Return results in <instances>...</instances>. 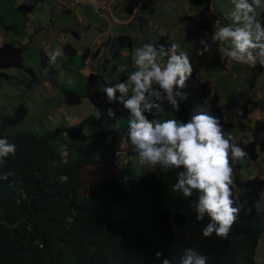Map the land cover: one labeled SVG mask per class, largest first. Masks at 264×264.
Masks as SVG:
<instances>
[{"label": "trees", "instance_id": "16d2710c", "mask_svg": "<svg viewBox=\"0 0 264 264\" xmlns=\"http://www.w3.org/2000/svg\"><path fill=\"white\" fill-rule=\"evenodd\" d=\"M125 9L135 7L152 10L157 0H125ZM197 10L184 14L179 20L187 23L186 34L192 40L201 37L203 31H212L219 16L212 8L213 0H188ZM30 4H21L19 9L27 12ZM259 20L264 23V11ZM128 37V36H127ZM118 44H125L123 37H116ZM125 39H128L125 37ZM119 44V45H120ZM157 46L169 47L166 36H161ZM72 47L65 46V50ZM74 51H71L73 54ZM22 49L10 43L0 45V69L20 67ZM186 91L188 100L181 104V111L174 113L165 104L164 117L187 120L196 108L204 104L211 92L209 81L195 80V67ZM254 75L264 70L259 65ZM0 76H3L1 73ZM123 79V78H121ZM101 77L98 73L86 76L84 93L60 88L66 104H78L82 97L96 106L105 103ZM229 98L225 108L240 107V116H246L250 103L249 91ZM219 95L213 93L211 105L216 117L221 118L225 133L243 132L238 138L251 139L245 150L248 162H255L259 151H264V121L254 125L224 121L221 116ZM234 97V102L231 100ZM264 111V97L259 101ZM224 107V106H223ZM122 106L117 108V112ZM28 114L24 103L2 119L0 138L16 144L15 155H9L0 165V175L15 173L7 181L0 180V264H162L167 258L171 264H179L185 249L193 248L209 257L208 264H264L255 260L258 240L264 233V210L257 206L258 193L264 190V178L260 173L244 178L240 160H231L234 169V206L241 212L227 239L202 236L207 223L195 219L191 199H181L173 192L175 171L158 167L128 164L115 168L113 174L98 178L87 191L82 192L80 170L89 165L93 169L111 165L119 150L120 138L126 135L127 127L105 132L86 134L84 120L73 125L57 127L44 136H36L29 130L5 132L6 126L21 123ZM162 117V118H164ZM59 132L80 141L94 135H108L114 147L103 163L94 158L78 157L71 161L69 148L63 143L66 153L58 152L49 143L48 137ZM76 143V142H73ZM241 147H245L241 144ZM110 161V162H107ZM248 163H246V166ZM11 185V186H10ZM163 256L156 258L155 253Z\"/></svg>", "mask_w": 264, "mask_h": 264}, {"label": "clouds", "instance_id": "9594fccd", "mask_svg": "<svg viewBox=\"0 0 264 264\" xmlns=\"http://www.w3.org/2000/svg\"><path fill=\"white\" fill-rule=\"evenodd\" d=\"M231 4V11L225 15L230 23L222 25L219 21L214 22L211 33L206 31L198 38L197 54L202 57L208 53L211 59L215 49L222 57L239 65L253 68L259 65L264 68V23L257 19V9L264 10V0H231ZM52 9L51 19L56 14L53 6ZM97 13L109 17L106 12ZM40 42L43 43L42 40ZM94 43L101 46L103 40L98 38ZM63 54L62 50H55L49 55V63L55 64ZM131 60L133 70L128 72L127 66L119 67L117 71L124 74L123 79L118 77L111 84L98 73L105 103L111 105L106 109L107 117L116 119L119 106L127 113V132L120 138L119 150L130 148L133 153L131 160L137 165L175 171L173 192L180 194L181 199L193 198L195 193L190 204L195 210V219L204 221L207 218L201 231L202 236L212 238L215 234L218 239H227L241 212L239 206H234L232 198L235 182L231 160H243L248 156L245 148L251 139L225 133L221 118L209 112L193 110L187 120L164 117L165 104L174 113L181 111V104L188 100V93L184 89L194 72L189 53L181 50L178 44L172 43L165 48L164 45L157 47L145 42L133 48ZM23 66L22 60L20 67L8 68L31 72L29 74L33 79L35 76L30 66ZM8 68L0 69V74L6 79L10 77L4 71ZM101 115V111H98L96 118L99 119ZM241 144L245 147H241ZM16 147L6 137L0 138V165L5 163L10 154L15 155ZM119 150L115 152L116 159L121 152ZM65 153L66 150H63L62 154ZM131 160L121 166H127ZM14 175L11 171L4 172L0 180L7 181ZM258 196L264 202V190ZM155 256L159 259L163 252L157 251ZM208 260V256L187 248L179 264H208ZM162 264L171 262L165 258Z\"/></svg>", "mask_w": 264, "mask_h": 264}, {"label": "rangeland", "instance_id": "374dc122", "mask_svg": "<svg viewBox=\"0 0 264 264\" xmlns=\"http://www.w3.org/2000/svg\"><path fill=\"white\" fill-rule=\"evenodd\" d=\"M11 1L14 2L13 0H0V28L2 29L3 26H7L10 29L14 27L16 33L18 31L21 32L28 19H26L25 12L12 9ZM46 1L47 0H44L37 4L48 5L47 2L49 1ZM170 2H173V0H170ZM170 2L167 0H158L155 4L153 16L158 17L160 13L164 14L170 12ZM232 7L231 0L212 1V8L219 16V22L222 25L230 23L229 20L225 19V15L231 11ZM189 9L196 11L197 7L189 5ZM263 11L264 10L257 9V19L260 18ZM190 13H192V11ZM174 15V12H170V15L167 14L166 22L164 23L165 26L162 30L163 32L167 30V27L170 28L173 26L172 20L174 19ZM184 23L187 25L186 22ZM179 41L182 47L186 45V42L181 38ZM191 41L188 53L194 62L195 70L198 71L197 78L199 81L204 79L208 80L211 86V93L206 97L205 103L195 110L209 112L210 115L215 116L212 109L213 106L210 104L211 95L213 93L220 96L221 104H223L227 102L232 95H238L240 92L248 90L251 83L252 94L255 95L257 92L264 90V70L258 72L255 76V68L239 65L227 58L225 59V57H222L221 53L216 50H213L211 59H209L208 53H205L204 56L201 57L197 54V48L199 47L198 42H196V40ZM135 47H139V45L136 44L133 48ZM191 52L195 54L194 57ZM38 55L39 53L36 54L34 52L32 54V56L36 58L33 62L37 73L36 81L33 80L34 77L33 79L31 78L29 73L17 68H8L4 70L10 75L8 79L0 76V126L2 124V119L12 114L19 104L24 103L28 108V114L24 120L13 126L7 125L5 132L11 133L29 130L36 136H44L47 132L50 133L57 127L73 125L80 121L75 119H84L83 131L86 134L107 131L111 128L119 129L123 126L128 127V117L124 112H116V119H111L107 117L106 114V109L111 105L104 103L102 106H96L86 97H82L81 102L78 104L69 105L63 102L66 110H59L57 108L60 105L58 99L64 100L60 88L73 90L79 94L84 93L85 78H81L78 71L79 67L82 66V58L80 54H78L72 55L71 58L65 60V62L64 60H57L55 64H51L48 61L47 67L44 68L42 60H40ZM112 65H115V68H113ZM121 66H127L128 72L132 71V60H129L127 57H114L113 60L109 62L104 61L102 63L101 67H105V70L100 69V67H98V69H100L102 75L105 76L109 84H111L116 82L118 77L121 78V75H124L117 71ZM50 67L58 70L57 76L52 74ZM111 74L114 78H111ZM44 80L54 85L52 86V91H48L44 88ZM98 111L102 113L99 119L96 118ZM221 111L224 112L223 115H233L234 120L243 121L250 125L245 118L233 113L228 108H224ZM236 133L237 137H240L243 132L237 131ZM71 137L72 136L66 133L62 135V133L60 134L57 132L47 139L54 149L60 153L66 150L63 143H70L73 145L69 148L70 154L68 158L71 161L81 156L94 158L97 164L103 163L107 159H112L109 158V156L112 153L114 144L112 143L111 137L108 135H94L83 141ZM119 151L121 152L118 155V159L114 160L112 164L107 167L95 170L92 166L86 165L81 168L80 174L81 177H83L82 192L92 187L99 177L104 174H113V172L116 171L115 168L125 165L128 160L132 159L133 153L130 151V148L129 150L120 149ZM240 162L243 165L245 164L241 167V175L244 178L248 177V175L250 176L257 173L262 174L264 177V151H259L258 158L255 162H248L246 159L240 160ZM246 163H248L247 166ZM257 206L264 210V202L259 201ZM260 237L264 238V233H262ZM255 260L259 263H264V245L257 250Z\"/></svg>", "mask_w": 264, "mask_h": 264}, {"label": "crops", "instance_id": "0c3cea01", "mask_svg": "<svg viewBox=\"0 0 264 264\" xmlns=\"http://www.w3.org/2000/svg\"><path fill=\"white\" fill-rule=\"evenodd\" d=\"M13 1L14 2L11 1L12 9H18L19 11H21L19 9L21 4L31 5L30 9L25 12L26 19L28 20L21 32L18 31L16 33L14 27L11 29L7 26H3L2 29L0 28V45L3 43H11L12 45L22 47L23 68L31 65V71L35 76L34 81H36L37 73L33 63L34 60H36L35 56H32L33 52L36 54L39 53L38 57L40 60L44 61V68L47 67L49 55L57 49L62 50L64 53L57 60H64V62L65 60H69L72 55L80 54L82 58V66L79 67L78 71L81 78H85L86 81V76L90 73H99L102 75L100 69L105 70V67H101L104 61L109 62L110 60H113L114 57L119 58V56L127 57L131 60V49L136 44L141 46L142 43L150 42L156 45L161 36H166V41L169 44L176 43L179 45L181 50L188 52L190 49L189 44L192 42V39H190L186 34L187 25L184 21L179 20V18L184 14H194L196 12L189 9V5L191 4L188 0H173V2L167 0L171 3L170 12H174L175 15L172 20L173 26L170 28L167 27V30L164 32L162 31L165 26L164 23L166 22L167 14L170 15V12H166L164 14L160 13L158 17H154L153 13L155 11V4L158 0L153 5L152 10H144L139 7H135L131 12L126 11L125 0H113V14L120 20H123L119 23H112L109 17L104 13L94 12L84 5L77 6L73 12L69 10L55 11L56 14H53V19H51L53 9L51 4L47 1L48 5H42L40 3L37 4L38 2H42L44 0ZM191 11L192 13H190ZM205 32L206 31H203L201 36H203ZM207 32L211 33V31ZM117 36L123 37V41L126 43H119V45L116 39ZM125 37L128 39H125ZM98 38L103 40V44L101 46L95 45L94 43V41ZM180 38L186 42V45H183L184 47L180 45ZM40 40H42L43 43H41ZM196 42H198V39ZM66 45H70L72 49L68 48L66 51ZM94 50L96 51L93 54H88ZM71 51H74V53L71 54ZM192 56L194 57L195 54L192 53ZM191 62L192 65L195 66L192 59ZM98 67H100V69H98ZM112 67L115 68V65H112ZM50 70L55 76L58 75L57 69L50 67ZM197 74L198 71L195 72V80L199 81ZM121 76L123 77V75ZM103 77L105 78V76ZM111 78H114L112 74ZM105 81L109 83L107 78H105ZM43 83L45 84L44 88H46V90L52 91V86L54 85H52L51 82H45L44 80ZM249 86H251L249 91L250 103L247 104L246 116L243 118H245L250 125H254L257 120L264 121V111L259 105V101L264 97V90L257 92L254 95L251 93L252 83ZM58 101H60V105L57 108L61 111L66 110L62 99L59 98ZM234 101L233 97L231 102ZM228 103L229 99L223 104H221L220 101L219 105L221 106V110L224 109ZM229 109L233 113L240 116L241 110L239 106L231 107ZM223 113L224 112L221 111L220 114L224 121L232 120L235 123L236 121L241 122L234 120L233 115H223ZM260 175L263 177L262 174ZM252 176L253 175H248V177ZM263 245L264 238L260 237L257 243L256 252Z\"/></svg>", "mask_w": 264, "mask_h": 264}, {"label": "built area", "instance_id": "2783aa9c", "mask_svg": "<svg viewBox=\"0 0 264 264\" xmlns=\"http://www.w3.org/2000/svg\"><path fill=\"white\" fill-rule=\"evenodd\" d=\"M51 2L56 11L60 10H74L78 5H85L93 11L106 12L111 21L115 23L122 22L118 17L113 14V0H48Z\"/></svg>", "mask_w": 264, "mask_h": 264}]
</instances>
